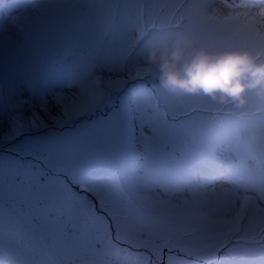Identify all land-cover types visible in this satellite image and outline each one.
<instances>
[{
    "label": "rangeland",
    "instance_id": "374dc122",
    "mask_svg": "<svg viewBox=\"0 0 264 264\" xmlns=\"http://www.w3.org/2000/svg\"><path fill=\"white\" fill-rule=\"evenodd\" d=\"M18 1L0 0V253L6 263L116 264L105 249L119 243L110 232L120 228L158 239L170 233L174 245H188L184 251L193 255L195 236L185 237L199 234L200 245L218 249L236 228L241 244L222 264H264V245H257L264 241V214L256 204L264 206V83L247 90L246 104L225 103L203 91L165 88L148 59L151 49H170L179 38L189 52L247 50L264 63V0L250 9L260 20L245 11L247 0L238 8L227 0ZM59 11L89 24L67 36ZM6 52L21 59L11 71L3 67ZM57 76H68L69 85H55ZM254 117L257 134L242 129L233 143L221 144L230 146L226 168L217 144L221 127ZM84 122L97 128L77 134ZM224 171L232 172L231 181L243 176L227 187ZM185 173L191 180L184 183Z\"/></svg>",
    "mask_w": 264,
    "mask_h": 264
},
{
    "label": "clouds",
    "instance_id": "9594fccd",
    "mask_svg": "<svg viewBox=\"0 0 264 264\" xmlns=\"http://www.w3.org/2000/svg\"><path fill=\"white\" fill-rule=\"evenodd\" d=\"M148 59L159 67L165 88L189 93L203 91L225 103L231 99L241 106L246 104L247 90L264 83V63L247 50L189 52L178 38L170 49H151Z\"/></svg>",
    "mask_w": 264,
    "mask_h": 264
},
{
    "label": "bare ground",
    "instance_id": "6f19581e",
    "mask_svg": "<svg viewBox=\"0 0 264 264\" xmlns=\"http://www.w3.org/2000/svg\"><path fill=\"white\" fill-rule=\"evenodd\" d=\"M259 13L261 14V16L264 17V10H259ZM57 20L60 23L64 24V25H62V30L66 33L67 36H74L75 34L80 33V31H82L81 26L86 22L89 24V20H87L83 17H79V18H77V20H70V17L65 16L63 11H59V17ZM21 21H22L21 16L15 18V22L13 23V26L18 27L20 25ZM208 28H210V27H208ZM193 31H195L194 28H193ZM198 31L200 32L201 30H198ZM18 56H19V52H6L5 59L3 61L4 69L11 71L13 69V67L15 65H17L18 62L21 60L20 58H17ZM256 57L258 59V56H256ZM55 79H56V81L54 82V84H56V85H66L67 86L70 83V80L68 77H57ZM101 93H103V92H101ZM104 96H106V95H104ZM187 110H188V106H186L184 108V112ZM118 116H119V114L116 113L112 117L116 118ZM108 120H109V122H111V124H113V119H108ZM246 124H248V123H246ZM246 124H244L243 126H246ZM86 125L87 124L84 122L82 124V127L76 133L77 134L82 133L85 136H87L89 134V132H91L93 130V127L97 128L96 127L97 125H94V124H90V127H87ZM250 125H252V124H250ZM227 132H230V131H227ZM148 241L152 242L151 240H148Z\"/></svg>",
    "mask_w": 264,
    "mask_h": 264
},
{
    "label": "trees",
    "instance_id": "16d2710c",
    "mask_svg": "<svg viewBox=\"0 0 264 264\" xmlns=\"http://www.w3.org/2000/svg\"><path fill=\"white\" fill-rule=\"evenodd\" d=\"M42 240H43V243H44V244H46L47 242L50 241L49 238H47V237H45V238L42 237ZM50 242H51V241H50Z\"/></svg>",
    "mask_w": 264,
    "mask_h": 264
}]
</instances>
